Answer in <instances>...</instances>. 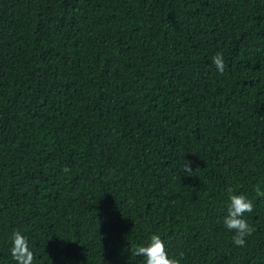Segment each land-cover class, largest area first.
<instances>
[{"label": "trees", "instance_id": "16d2710c", "mask_svg": "<svg viewBox=\"0 0 264 264\" xmlns=\"http://www.w3.org/2000/svg\"><path fill=\"white\" fill-rule=\"evenodd\" d=\"M257 186L264 0H0V264L13 230L34 264H145L152 234L180 264H264Z\"/></svg>", "mask_w": 264, "mask_h": 264}, {"label": "clouds", "instance_id": "9594fccd", "mask_svg": "<svg viewBox=\"0 0 264 264\" xmlns=\"http://www.w3.org/2000/svg\"><path fill=\"white\" fill-rule=\"evenodd\" d=\"M212 64L221 75L225 71V62L222 52H217L212 58ZM199 170V169H196ZM64 173L71 171L70 168L64 167ZM182 171L191 174L193 169L191 162L186 161ZM227 205V215L224 217L223 224L226 230L233 233L232 242L236 247L243 248L255 229L244 218L246 213H252L254 210L253 201L244 194H235L232 189ZM258 197H264V189L260 186L255 188ZM11 249L10 254L16 264H34L36 259L34 253L29 247L28 240L19 230H13L10 236ZM131 254L144 258L145 264H180V260L172 257L166 249L165 242L159 234H152L148 243L144 246H132ZM183 253L180 254V259Z\"/></svg>", "mask_w": 264, "mask_h": 264}]
</instances>
